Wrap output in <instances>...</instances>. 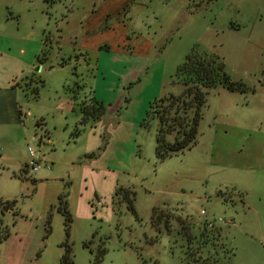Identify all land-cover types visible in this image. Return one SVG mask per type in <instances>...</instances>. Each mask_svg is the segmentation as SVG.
<instances>
[{
  "label": "rangeland",
  "instance_id": "rangeland-1",
  "mask_svg": "<svg viewBox=\"0 0 264 264\" xmlns=\"http://www.w3.org/2000/svg\"><path fill=\"white\" fill-rule=\"evenodd\" d=\"M118 4L0 0V203L12 205L0 213L9 233L0 264H63L64 244L73 264H187L180 221L193 236L214 221L232 264H264V0H129L117 13ZM115 18L128 22L126 33L117 25L128 43L154 40L163 82L97 124L96 55L80 53V22L92 20L95 34L85 35L108 42ZM192 48L217 57L245 90L210 89L197 144L158 161L157 122H142L149 103L182 92L172 79ZM28 147L40 157L35 173L25 168ZM58 196L72 218L68 235Z\"/></svg>",
  "mask_w": 264,
  "mask_h": 264
},
{
  "label": "trees",
  "instance_id": "trees-1",
  "mask_svg": "<svg viewBox=\"0 0 264 264\" xmlns=\"http://www.w3.org/2000/svg\"><path fill=\"white\" fill-rule=\"evenodd\" d=\"M172 83L182 85V92L178 95L168 94L149 103L146 119L142 122V126H147L149 120L157 122L155 157L158 161H163L177 152L191 149L197 144V127L210 89L223 86L229 91L243 92L245 90L241 84L230 81L223 70L222 62L217 57L205 52H198L195 48H192L185 55L183 62L176 68ZM93 104L97 107L92 106V109L97 110V113L90 118L94 119L97 114H102L100 113L102 108L97 103ZM84 114L89 116L91 113L85 108ZM103 147L92 153L90 157H96ZM125 198L128 200V211L135 215L132 205L133 198H129V195L128 198ZM57 202V210L64 217L66 235H68L72 218L67 210L65 200L63 201L61 196H58ZM0 207V213H2L10 210L12 205L5 202L0 203ZM207 224L205 221L200 226L201 232L193 236L190 225L182 221L179 222V234L186 241L185 251L182 255L183 261L187 264H232L233 252L219 243L221 231L217 227L209 228ZM8 237V231L6 228H2L0 222V244ZM194 240L196 241L195 245H193ZM63 246L65 247V254L62 256V263L73 264L69 257V248L66 244ZM191 246H194L193 251L189 250Z\"/></svg>",
  "mask_w": 264,
  "mask_h": 264
},
{
  "label": "crops",
  "instance_id": "crops-1",
  "mask_svg": "<svg viewBox=\"0 0 264 264\" xmlns=\"http://www.w3.org/2000/svg\"><path fill=\"white\" fill-rule=\"evenodd\" d=\"M108 1H115L119 3L116 8L117 13H119L120 10H124L128 6L129 0ZM105 5H107V3L103 6ZM185 13L189 16L194 14L188 10H186ZM96 14L97 10H94L90 14V17L93 19ZM110 15L111 12L109 8L102 10L100 11L98 17H96V21ZM115 19L117 20L115 24L116 26L112 29L114 37L112 36L108 42H103L101 40L98 42L93 41V37L85 35L89 31H91L90 33L92 34H95V27L91 25L92 20L89 21L87 19L86 21L84 20L83 23L80 22L83 33V36L80 39V51L82 50L80 53L83 54L84 52H87L86 50H90L96 55V66L94 67L96 76L94 78V88H92L93 101L94 103L99 104L102 108V112H100L102 114H97L94 116V119L92 118L94 122H97V124L102 122L101 119L104 118L105 115H107L109 119H117V117L120 116V111L127 110L132 103L129 95L136 97L138 94L142 93V91H145L150 83L156 81L158 85H161L163 82V69L158 68V66L162 67L163 65V62L159 60V58L163 55V52L155 54L156 52L151 51L152 48L157 46L156 44H153L154 40L151 37H147L140 39V41H138V39H134V41L128 43V40L126 39V35L128 37V34L119 36L117 27V25H119L121 27V31L126 33L128 27L126 25L128 22L124 23L122 20H119V18ZM124 19L128 21V11H125ZM160 45L164 46L162 43H160ZM20 51L23 52V48L20 47ZM155 64L158 66L155 67ZM157 71H159V73H157ZM107 79H110L113 82L112 86L115 88L119 87V92L112 102L105 100V93L107 92V89H111L112 87L110 84L105 83L107 82ZM105 103H107L106 107H108V113H106V110L103 108L105 107L103 106ZM106 144L107 140H104V145L106 146ZM90 155H88V158H94L90 157ZM219 231H222L221 228H219Z\"/></svg>",
  "mask_w": 264,
  "mask_h": 264
},
{
  "label": "built area",
  "instance_id": "built-area-1",
  "mask_svg": "<svg viewBox=\"0 0 264 264\" xmlns=\"http://www.w3.org/2000/svg\"><path fill=\"white\" fill-rule=\"evenodd\" d=\"M28 152V161L25 164V168L27 170H29L31 173H35L37 172V170L41 167V163H40V157L38 156L37 151H35L32 147H28L27 149ZM201 215H205V212L203 210L200 211ZM217 222H223L222 219H218ZM227 224L230 223V221H226ZM214 225V221L213 222H208L207 226L209 228H212Z\"/></svg>",
  "mask_w": 264,
  "mask_h": 264
}]
</instances>
